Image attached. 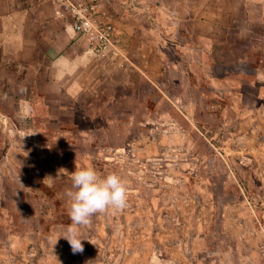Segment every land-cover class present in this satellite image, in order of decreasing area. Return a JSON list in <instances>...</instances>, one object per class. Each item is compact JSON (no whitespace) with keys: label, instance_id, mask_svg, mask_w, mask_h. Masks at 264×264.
I'll list each match as a JSON object with an SVG mask.
<instances>
[{"label":"rangeland","instance_id":"obj_1","mask_svg":"<svg viewBox=\"0 0 264 264\" xmlns=\"http://www.w3.org/2000/svg\"><path fill=\"white\" fill-rule=\"evenodd\" d=\"M96 3L100 14L111 15L116 44L136 67L93 55L81 34L73 42L66 38L64 28L74 22L68 0H0V242L9 220L13 229L22 225L28 230L43 216L36 229L43 233L39 243H46L47 232L57 225L48 223L49 211L42 214L37 205L35 195L40 201L44 197L41 175L60 196L58 208L65 210L69 174L92 168L101 176L116 173L126 182L123 210L137 209L139 220L135 230L123 232L145 246L143 235L156 236L151 239L156 262L173 251L183 253L180 264H264V95L257 98L255 78L256 68L264 67V0ZM12 10L17 12L10 14ZM171 23L180 25L190 47L198 45V34L211 41L215 36V53L201 56L170 45L165 49L164 25ZM153 24L163 30L157 39L169 58L164 63L158 54L149 55L154 35L148 27ZM132 27L133 33L127 32ZM43 39L59 46L47 47ZM69 54L84 55L86 61L64 77L58 60ZM221 54L224 61L214 63ZM88 62H96L92 75ZM188 64L195 75L186 78L182 74ZM208 66L230 94L216 89L211 74L207 78ZM39 87L61 91L45 96L22 91ZM259 103L261 111L252 112ZM88 123L94 125L92 131ZM8 150L9 160L3 157ZM36 152L37 159L30 157ZM222 187L238 189L243 196L215 202L213 190ZM104 215L116 221L118 212ZM204 226V247L196 251L190 233ZM66 229L61 226L63 233ZM80 231L92 237L88 229ZM117 246L113 240L107 244L110 264L120 260Z\"/></svg>","mask_w":264,"mask_h":264},{"label":"crops","instance_id":"obj_2","mask_svg":"<svg viewBox=\"0 0 264 264\" xmlns=\"http://www.w3.org/2000/svg\"><path fill=\"white\" fill-rule=\"evenodd\" d=\"M14 12L17 11L12 10L10 14ZM164 26L167 27L165 29V33H167L165 35L167 36H164L163 38V41L165 42V45L163 47H165V49L168 48L167 45H170V48L174 47L176 50L180 49V52L187 51L193 53L194 51H196V53L200 54L201 56H205L208 53L211 54L212 52L215 53L216 45L213 42H216L218 40L216 39L215 36L212 37V41H211L209 38L199 36L198 34L197 35V39L199 41L198 45L196 47H190L187 44L186 37L183 36L181 33L182 30L179 24L177 25V23H171L168 26L167 25ZM6 31L8 32V29ZM148 31L152 33V35H154V40L151 39L149 40V44H148L149 53H150L149 55L152 57L158 54L159 58H161V61L163 63L169 61L167 54L163 53L159 49V45H158L157 38L158 35L159 38L162 36L163 30L160 27H157L153 24L148 27ZM127 32L133 33V27L127 28ZM64 34L66 38L68 37V39L72 42L74 40L75 41L77 40L76 39L77 35L72 34L70 32L68 25H66L64 28ZM137 34L135 35L137 36ZM41 43H43L47 47L51 46L54 49H56V47L59 46L58 42L53 39L52 42H48L47 40L43 39ZM125 50H126L125 48H123V50H120L121 54L118 57L117 61L113 62L110 59H108L107 61H109L111 64H115L119 62L123 63L124 61L127 60L131 64H134V66L136 67L135 63H133L130 57H128V55L125 53ZM49 52H51L50 48H48L46 51L48 57L50 55ZM221 55L218 56L219 57L218 61H214V63H221L222 61H224V54ZM85 61L86 59L84 55L76 56V57L70 54L67 56L62 55L59 58L58 63L60 62L63 63L65 69L61 71V74L64 77H68L69 75L76 73L77 69L80 67V65L85 63ZM148 61H150V59ZM94 63L96 62L93 63L88 62V73L89 71H92L93 73L96 70V66H94L95 68H92ZM200 64H203V66H207L204 62L201 61ZM187 68L188 69L185 68L183 69L184 74L182 75H186V78H188L191 75H195V72H193L192 70L191 64H188ZM212 68H214V66H212ZM204 71L207 74L208 79H210L209 74H211L212 78H215L212 79V83L220 93L224 94L225 92H227L228 94H230V91H228L227 87L219 83L218 82L219 80L217 81L215 71H211L209 66L207 70ZM92 73L89 74L92 75ZM58 74L60 75V72ZM58 74L57 77L60 78ZM255 74H256L255 76L256 84L258 87L257 93L261 94V95H257L258 98L259 96L264 95V67L259 65V67L256 68ZM203 76L205 77V75ZM92 77L93 79H97V74H94ZM148 79L150 82H152L153 85L157 86L156 82L152 81L151 78ZM243 85L246 86L247 84H243ZM188 86L189 84L187 83L186 87ZM58 88L61 87L58 86ZM22 91L30 95L37 93L38 95L45 96L54 93L59 94L61 89H58V91L55 92L54 88L50 91L49 88L47 87L46 88L39 87V88H30L28 91L24 89ZM88 91H94V90L93 88L88 86ZM244 94L245 92L242 91V96H244ZM42 105L44 106L46 104L42 103ZM225 106H226L225 108H227L226 110L231 109L229 105H225ZM31 107L32 104L29 102L27 105V109ZM262 107L263 105L260 103L255 104L252 107V112L253 111L260 112ZM248 118H250V121H255L257 119V117L254 116L253 117L248 116ZM92 128H95L94 125L92 126V124L88 123V131H92L93 130ZM89 141H93V140H89ZM37 142L40 143L41 141H37ZM37 153L38 152H36V154H31L30 157L37 159L39 157ZM9 154H10V150L5 151L3 153V157L9 160L10 158H12V156ZM26 190L29 189L27 188ZM21 200L23 199L21 198ZM214 201L216 202L215 197H214ZM134 209L135 208L131 209V211H126V210L117 211L118 217L116 221L107 219L104 213L93 216L90 225L83 227L81 229L84 228L88 229V236L90 235L92 236L88 238H91L94 244L89 243L87 240L82 241L84 245V251L82 253H76V254H73L71 246L68 243V241L61 237L63 235V231L61 230L62 225L53 226L52 230L47 232V242L46 243L43 242L40 244L38 241V237H39L38 234L42 232L39 233V231L36 228L39 229V226L41 227V224L43 223V219L41 217H39L36 220L37 222L36 228L33 227L32 229H28V230L23 229L22 225L15 226V229H13V224L12 225L10 224L12 220H9L10 222H7L6 220L7 222L6 226L9 225V227H7L8 229H6V234L4 235L3 241L0 242V264H40V260L43 258L46 259L45 264H110L111 259H109L108 250H107L109 249L107 248V244L110 240H113L115 245H118L115 256L118 255L120 251V260L116 264H143L142 262L148 264H180L177 261V259L178 257H183L184 256L182 255L183 253L179 255L173 251L172 252L168 251L165 254H162V256H164V259H161V262L160 261L156 262V260H154V254L157 250L155 249L154 242L151 239H153L154 237L156 238V236L151 238V236L149 235H143L144 239L146 240V246H145L142 245L143 243L140 242V239L137 238V236H135L134 234L132 235V237H129V235H125V232H123L124 229L125 230L130 229L131 231H133L136 229V225L138 224L139 212L137 211V209L134 211ZM110 223H113L112 225H114V228L113 226H111ZM117 224L120 226L118 227ZM23 226H26V224ZM68 226L70 225H65V228H67ZM191 227L192 226H189L188 228ZM206 231L207 228L204 226V228L203 227L202 229L197 228L192 233H190V238H192V242L198 245V247H196V251H199L200 250L199 248L204 247ZM120 232L122 233L121 235ZM158 242L162 244L160 240ZM186 242L189 243L188 241ZM181 243L182 242L177 243L178 244L177 247L180 246ZM43 244H45V246ZM91 251H94L93 256L89 255V252ZM16 258L19 259L20 261H17Z\"/></svg>","mask_w":264,"mask_h":264},{"label":"clouds","instance_id":"obj_3","mask_svg":"<svg viewBox=\"0 0 264 264\" xmlns=\"http://www.w3.org/2000/svg\"><path fill=\"white\" fill-rule=\"evenodd\" d=\"M69 176L72 183L71 188L65 190V196L68 198L71 224L61 237L68 241L73 254H76L84 251L82 241L94 244L80 229L90 225L92 217L97 214L125 209L128 188L118 174L101 176L92 168L76 169Z\"/></svg>","mask_w":264,"mask_h":264},{"label":"built area","instance_id":"obj_4","mask_svg":"<svg viewBox=\"0 0 264 264\" xmlns=\"http://www.w3.org/2000/svg\"><path fill=\"white\" fill-rule=\"evenodd\" d=\"M96 0L91 4L84 0L72 2L68 0V6L74 17V22L69 24L72 34L83 35L88 44L89 52L102 59H110L113 62L120 56V49L114 39L115 27L112 17L107 12L97 9Z\"/></svg>","mask_w":264,"mask_h":264},{"label":"trees","instance_id":"obj_5","mask_svg":"<svg viewBox=\"0 0 264 264\" xmlns=\"http://www.w3.org/2000/svg\"><path fill=\"white\" fill-rule=\"evenodd\" d=\"M213 181V178H211ZM41 181L43 183L44 189H42V193L44 195V197H41V201L38 198V195L36 194V198L39 201L37 203V205L40 203L42 206V210L45 213V211H49L48 215L50 216V221H48V223H53L54 225H70L71 221L69 219L68 216V207L66 206V211L62 208H58V206L60 205L58 203V200L60 199V196L54 195V188L51 186V184H49L48 182L45 181V177L43 175H41ZM31 180H28V185H31ZM46 189V190H45ZM53 190V191H52ZM228 189L225 188H220V190H213V194L214 197L217 200H219L220 198H222V200H229V199H238L240 197H242L243 195L239 192L238 189H235L234 191H227ZM41 191V190H39ZM238 192L237 196L235 192ZM61 202V200H60ZM65 203V201H63ZM67 202V201H66ZM59 214H62L60 216H58ZM41 218L43 219V216H41Z\"/></svg>","mask_w":264,"mask_h":264}]
</instances>
